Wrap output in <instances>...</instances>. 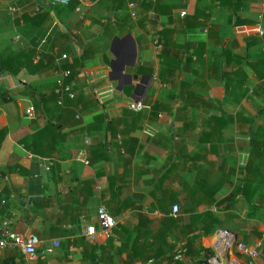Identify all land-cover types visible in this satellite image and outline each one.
I'll return each mask as SVG.
<instances>
[{"label": "crops", "instance_id": "1", "mask_svg": "<svg viewBox=\"0 0 264 264\" xmlns=\"http://www.w3.org/2000/svg\"><path fill=\"white\" fill-rule=\"evenodd\" d=\"M69 2L0 0V62L13 57L17 68L0 69V226L38 237L28 264H178L172 248L192 238L187 256L198 262L220 247L218 230L255 248L260 264L264 159L245 166L249 127L264 125V0ZM163 43L183 67L163 62ZM65 65L76 101L59 105ZM236 114L215 147L199 142L209 118ZM50 123L59 134L37 133ZM244 175L250 201L243 192L224 201ZM213 188L218 208L203 202ZM101 204L116 220L109 231L96 218ZM208 212L225 221L202 235L198 216ZM224 254L225 264L250 261L232 246ZM27 261L0 250V264Z\"/></svg>", "mask_w": 264, "mask_h": 264}, {"label": "built area", "instance_id": "2", "mask_svg": "<svg viewBox=\"0 0 264 264\" xmlns=\"http://www.w3.org/2000/svg\"><path fill=\"white\" fill-rule=\"evenodd\" d=\"M52 2H60L67 4L70 0H50ZM185 12H181V15L183 16ZM259 33L261 35H264V29H259ZM154 45L155 49L160 50L161 49V43L159 40V36H156L154 39ZM68 58L67 53H61L59 57L57 58V61L65 60ZM71 75V70L69 68H65L62 71V75L60 78L56 80V87H55V93L58 95L57 103L59 105H62L65 99L72 100L75 98V91H74V84L72 81H67L66 79H69ZM131 108L135 110H141L143 108V105L141 101H136L131 105ZM25 115L28 117H33L34 109L32 106H29L25 109ZM76 119H81V114L76 113L75 114ZM87 162V160H84ZM179 208L177 205L172 206V213L177 214ZM96 218L98 221V224L100 228L103 231H109L116 225V220L113 218V216L108 212L106 206L104 204H101L98 206L96 211ZM96 231V228L93 224L87 225L85 229L83 230V234L85 236H92ZM216 235L218 236V242L220 244V247H215L216 252H214L211 256H209L207 259L195 262L193 259L187 256V248L184 244H177L174 246L172 251V259L174 261L180 262L181 264H225L224 261L221 260L225 258V252L232 246L237 248L239 252H242L249 256L250 261L248 264H254V260L258 256V252L255 250V248H248L241 242L236 241V236L226 230H218L216 232ZM262 238H264V229L262 231ZM39 243V239L34 234H23L18 232H10L6 231L3 227L0 226V250H4L6 248H12L15 250H18L21 254L25 255L28 259L27 264L30 263V261L34 260L36 258V248ZM54 246L59 245V241L55 240L53 242ZM150 260L147 263L143 264H149L152 262Z\"/></svg>", "mask_w": 264, "mask_h": 264}, {"label": "trees", "instance_id": "3", "mask_svg": "<svg viewBox=\"0 0 264 264\" xmlns=\"http://www.w3.org/2000/svg\"><path fill=\"white\" fill-rule=\"evenodd\" d=\"M71 2H68L67 7H72L71 6ZM35 53L32 52L30 54L29 51H23L22 52V56L24 59H30V57ZM30 54V55H29ZM169 52H168V47L166 44L163 43V48H162V57H163V62H165L166 65L170 66L175 64L176 66H180L183 67V65L186 64V60L185 62H183L182 58L178 55H173V56H168ZM13 57H8L7 59H5V64H3L2 62H0V69L2 72H7V73H11V74H15V72L17 71V68H15L14 66H12L14 64V62L16 61V59L13 61L12 60ZM64 69L65 68H69L71 70V75H70V79L74 78V69L73 66H68L65 65L63 66ZM247 93V89H242L239 96H244ZM34 96H36V94H34ZM40 99V98H39ZM75 99V100H74ZM72 100L76 101V98H74ZM73 101V102H74ZM66 102H70V101H66ZM230 104L232 103H237V102H229ZM43 104V103H42ZM261 114L264 113V105L261 108ZM212 117L216 118L217 116L215 114H211ZM238 115L236 114L235 117L233 116H229L228 119L224 118H219L220 120H222L220 123L219 122H214L212 121V119L209 118V122H207V125L209 127V131L208 132H202L201 136H199L200 140L199 142L205 147L207 144L210 145V147H215V145H217L220 141H217L218 139L221 140L220 133L221 130L227 126L229 123H232L234 120L236 121L238 119L237 117ZM106 121V120H105ZM217 124H220L217 126ZM252 125V124H251ZM220 126V128H218ZM106 129H112V125L110 124V122L106 121V125L104 126ZM50 130L53 131L55 134H59V129H58V125L56 124H46V126H44L41 129L37 130L38 134H41L45 131ZM59 132V133H58ZM219 135L218 137H214L215 135ZM217 141V142H216ZM248 147H249V152H250V159L247 161V164L245 166V169H248V164L249 163H253L254 160L256 159V157H258L256 155V153H258L260 155V157L262 159H264V125L259 126L256 130L250 126L249 127V132H248ZM237 163H234L232 165V170H231V174L233 175V173H235V169L234 166H236ZM239 164V163H238ZM244 167V166H243ZM232 182V181H230ZM262 183H264V171H262ZM254 188V186H253ZM216 189L217 188H213L210 189L209 193L205 192V195L208 196V200H203L204 203H206L207 205H217L216 207H220L222 205V203L218 204L217 202H215V194H216ZM250 189V186L248 185V178L247 176H243V183L238 186L235 185L234 188L232 189V192L230 193V195L228 197H226L224 199V201H228L229 199H232L233 197L235 198L237 194L239 193H244L243 195L247 198L248 201H250V199H248V190ZM264 193V191H263ZM199 219L202 221V225L200 227V234L202 235H208L209 233L213 232L216 228H219L222 226V222H224V219H221L219 217L218 214H213L212 212H208V214L205 217H201L198 216ZM193 239V238H192ZM192 239H189L186 242V246L189 250L190 247H192L193 245V241ZM175 245V244H174ZM263 247L261 248V251L259 252V263L260 264H264V240L262 242ZM173 246V245H172ZM173 249V248H172ZM212 255V251L209 249L205 250L204 253V258L203 260L207 259L209 256ZM172 258V257H171ZM176 262V261H174ZM177 263V262H176ZM178 264H181L180 262H178Z\"/></svg>", "mask_w": 264, "mask_h": 264}, {"label": "rangeland", "instance_id": "4", "mask_svg": "<svg viewBox=\"0 0 264 264\" xmlns=\"http://www.w3.org/2000/svg\"><path fill=\"white\" fill-rule=\"evenodd\" d=\"M217 126H218V124H217ZM228 127H229V126H228ZM228 127H227V128H228ZM219 128H220V126H219ZM227 128H226V129H227ZM223 129H224V128H223Z\"/></svg>", "mask_w": 264, "mask_h": 264}, {"label": "water", "instance_id": "5", "mask_svg": "<svg viewBox=\"0 0 264 264\" xmlns=\"http://www.w3.org/2000/svg\"><path fill=\"white\" fill-rule=\"evenodd\" d=\"M28 203H30V200L28 201ZM227 231V230H226ZM235 235V234H234Z\"/></svg>", "mask_w": 264, "mask_h": 264}]
</instances>
